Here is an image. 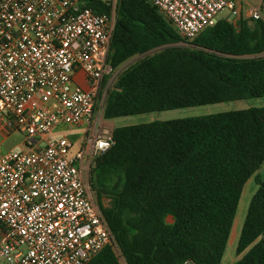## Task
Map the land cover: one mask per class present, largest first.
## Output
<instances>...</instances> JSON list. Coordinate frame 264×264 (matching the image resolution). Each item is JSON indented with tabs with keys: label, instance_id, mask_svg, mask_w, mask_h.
Masks as SVG:
<instances>
[{
	"label": "trees",
	"instance_id": "16d2710c",
	"mask_svg": "<svg viewBox=\"0 0 264 264\" xmlns=\"http://www.w3.org/2000/svg\"><path fill=\"white\" fill-rule=\"evenodd\" d=\"M87 5L97 13L111 7L108 0ZM114 9L109 65L117 71L140 57L112 80L106 118L197 99L264 96L261 21L219 19L186 41L149 0H115ZM112 138L89 173L111 244L86 264H221L243 186L253 176L257 188L233 264H264V178L255 175L264 162V106L120 126Z\"/></svg>",
	"mask_w": 264,
	"mask_h": 264
},
{
	"label": "built area",
	"instance_id": "2783aa9c",
	"mask_svg": "<svg viewBox=\"0 0 264 264\" xmlns=\"http://www.w3.org/2000/svg\"><path fill=\"white\" fill-rule=\"evenodd\" d=\"M108 1L109 13H97L88 0H0V136L17 131L25 146L0 150L3 264H86L111 244L89 184L94 158L113 144L104 116L117 73ZM149 1L186 41L222 11L233 23L241 15L237 0ZM246 17L264 24V0ZM73 131L79 143L67 137Z\"/></svg>",
	"mask_w": 264,
	"mask_h": 264
},
{
	"label": "rangeland",
	"instance_id": "374dc122",
	"mask_svg": "<svg viewBox=\"0 0 264 264\" xmlns=\"http://www.w3.org/2000/svg\"><path fill=\"white\" fill-rule=\"evenodd\" d=\"M258 1L259 0H237V5L241 10V15H243L242 17H246V11L250 9V7L255 6L258 3ZM222 18L232 19L233 17L228 11H222L215 16L214 20H219ZM237 19H235V21H237ZM138 57L140 56H137L129 60L128 62L124 63L117 70V72H119L121 69H124L128 64L134 62ZM263 106H264V96L250 97L246 95L244 96L238 95V96L226 97L222 99L219 98V100L197 99V100H191L189 102H185L183 106H179L177 108L170 109L167 111H151L146 113L143 111L137 112L140 110L134 109L129 111L130 114H128V112L126 111L118 112L114 114L112 113L109 115V118H107V122L113 128H116L120 126L149 123L155 120L180 119V118H186L192 116L242 110L249 107H263ZM78 132L79 131L77 132L73 131L69 133L67 137L70 140L74 141L75 143H79L81 135ZM22 141H23V135L17 131L10 133L5 138H2V136H0V150L2 152L23 151L25 150V146L22 143ZM255 175L260 179L264 178V162L261 164L260 168L256 171ZM89 184H90V178H89ZM256 188L257 186L254 182V176L249 178L243 186L221 264H233L236 260L240 258V256L235 255V247L239 232L241 230L242 223L246 215L250 198L255 192ZM101 204L104 207H107L109 206L110 201L108 198L102 197ZM116 253L118 254L117 251ZM120 262L121 264H124L122 259H120ZM0 264H3L1 260H0Z\"/></svg>",
	"mask_w": 264,
	"mask_h": 264
},
{
	"label": "crops",
	"instance_id": "0c3cea01",
	"mask_svg": "<svg viewBox=\"0 0 264 264\" xmlns=\"http://www.w3.org/2000/svg\"><path fill=\"white\" fill-rule=\"evenodd\" d=\"M167 110H170V109L160 110V111H167ZM146 113H147V112H146ZM168 219H169V221H168ZM166 222H168V223H171V222H172V219H171L170 216H167V217H166Z\"/></svg>",
	"mask_w": 264,
	"mask_h": 264
},
{
	"label": "flooded vegetation",
	"instance_id": "af4514ba",
	"mask_svg": "<svg viewBox=\"0 0 264 264\" xmlns=\"http://www.w3.org/2000/svg\"><path fill=\"white\" fill-rule=\"evenodd\" d=\"M92 193H93V195H94V197L96 198V195H95V193L92 191Z\"/></svg>",
	"mask_w": 264,
	"mask_h": 264
}]
</instances>
